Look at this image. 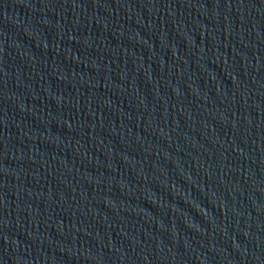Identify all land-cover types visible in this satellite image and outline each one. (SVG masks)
Returning <instances> with one entry per match:
<instances>
[{"label": "water", "instance_id": "water-1", "mask_svg": "<svg viewBox=\"0 0 264 264\" xmlns=\"http://www.w3.org/2000/svg\"><path fill=\"white\" fill-rule=\"evenodd\" d=\"M0 264H264V0H0Z\"/></svg>", "mask_w": 264, "mask_h": 264}]
</instances>
